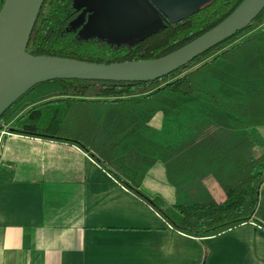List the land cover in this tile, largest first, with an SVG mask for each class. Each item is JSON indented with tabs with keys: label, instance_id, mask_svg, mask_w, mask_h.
<instances>
[{
	"label": "crops",
	"instance_id": "1",
	"mask_svg": "<svg viewBox=\"0 0 264 264\" xmlns=\"http://www.w3.org/2000/svg\"><path fill=\"white\" fill-rule=\"evenodd\" d=\"M11 127L0 135V264H264V180L248 221L193 235L174 229L95 158L116 161L129 182L138 176L164 206L199 202L203 189L184 192L182 179L146 155L150 140L125 144L129 155L118 152L123 144L103 141L100 153ZM126 162L146 164L137 174Z\"/></svg>",
	"mask_w": 264,
	"mask_h": 264
},
{
	"label": "trees",
	"instance_id": "2",
	"mask_svg": "<svg viewBox=\"0 0 264 264\" xmlns=\"http://www.w3.org/2000/svg\"><path fill=\"white\" fill-rule=\"evenodd\" d=\"M241 1L209 0L196 12L181 20L164 19L160 27L142 38L133 42L115 43L98 36L81 37L78 34L79 28L70 24L78 12L74 0H44L26 50L31 54L107 63L159 57L216 25ZM2 2L0 0V6ZM263 23L264 8L243 29L154 80L55 78L37 83L0 115V129L3 124L14 119L16 122L23 117L34 118L44 114L50 103H56L58 106L46 122L22 123L20 126H12L11 130L44 138L75 141L86 149L87 146L96 147L101 153L100 144L106 138L101 140V124L91 117V105L126 103L124 96L147 92L173 77L176 78L164 88L172 85L181 91L192 92L203 74L220 77L224 88L235 97L247 101L250 100L249 95L256 96L257 101L243 107L256 123L264 122V37L260 38L254 33L246 35ZM243 35L246 36L239 40ZM145 88L147 89L144 90ZM154 97L161 98L162 102L169 100L165 94L158 93V90L156 93H147L144 99L153 100ZM95 158L103 168L160 213L174 229L193 235L217 234L248 221L256 209L259 187L264 180V155H259L238 164L234 172L236 174L225 182V191L221 196L193 204L164 206L158 196H151L140 188L138 179L132 178L129 182L126 177H122L116 161H107L97 155Z\"/></svg>",
	"mask_w": 264,
	"mask_h": 264
},
{
	"label": "rangeland",
	"instance_id": "3",
	"mask_svg": "<svg viewBox=\"0 0 264 264\" xmlns=\"http://www.w3.org/2000/svg\"><path fill=\"white\" fill-rule=\"evenodd\" d=\"M252 33L264 37V23L246 35ZM175 78L147 92L124 96L126 103L93 104L90 107L91 117L101 124V140L106 138L108 143L117 141L123 144L118 150L120 154L129 155L125 144L131 140L148 139L151 145L146 155L163 161L168 173L176 175L179 182L182 179L184 192L189 191L192 195L197 187L203 189L204 196L199 201L221 196L225 191V182L236 174L238 164L264 155V122L256 123L243 107H248L258 98L252 94L247 101L235 97L224 88L220 77L208 74L199 77L192 92L181 91L172 85L164 88ZM157 90L169 100L162 102L158 97L144 99L147 93H156ZM57 106L50 103L44 114L34 118L23 117L16 122L14 119L3 124L1 129L8 130L28 121L44 123ZM122 127L125 129L118 131ZM139 157L138 161H144L142 155ZM145 164L140 169H132L128 162L123 166L125 171H136L138 174ZM177 173H184L183 177Z\"/></svg>",
	"mask_w": 264,
	"mask_h": 264
},
{
	"label": "water",
	"instance_id": "4",
	"mask_svg": "<svg viewBox=\"0 0 264 264\" xmlns=\"http://www.w3.org/2000/svg\"><path fill=\"white\" fill-rule=\"evenodd\" d=\"M208 1L74 0L81 14L70 24L79 28L81 37L133 42L156 30L164 19L181 20ZM43 2L3 0L0 6V115L33 85L55 78L148 81L162 77L243 29L264 8V0H242L216 25L165 55L107 63L29 53L27 44Z\"/></svg>",
	"mask_w": 264,
	"mask_h": 264
},
{
	"label": "built area",
	"instance_id": "5",
	"mask_svg": "<svg viewBox=\"0 0 264 264\" xmlns=\"http://www.w3.org/2000/svg\"><path fill=\"white\" fill-rule=\"evenodd\" d=\"M10 133V131L9 130H7V129H1L0 130V135H3V134H9Z\"/></svg>",
	"mask_w": 264,
	"mask_h": 264
},
{
	"label": "flooded vegetation",
	"instance_id": "6",
	"mask_svg": "<svg viewBox=\"0 0 264 264\" xmlns=\"http://www.w3.org/2000/svg\"><path fill=\"white\" fill-rule=\"evenodd\" d=\"M78 14L80 15L81 13H80V12H77V15H78ZM86 14H87V13H86ZM77 15H76V16H77Z\"/></svg>",
	"mask_w": 264,
	"mask_h": 264
}]
</instances>
